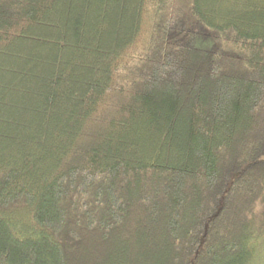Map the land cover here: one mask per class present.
<instances>
[{
    "label": "trees",
    "instance_id": "1",
    "mask_svg": "<svg viewBox=\"0 0 264 264\" xmlns=\"http://www.w3.org/2000/svg\"><path fill=\"white\" fill-rule=\"evenodd\" d=\"M0 264H264V0H0Z\"/></svg>",
    "mask_w": 264,
    "mask_h": 264
}]
</instances>
